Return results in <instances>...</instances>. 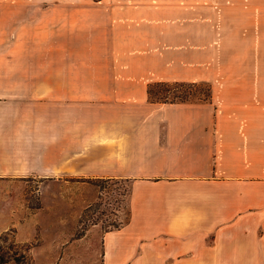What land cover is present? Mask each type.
I'll list each match as a JSON object with an SVG mask.
<instances>
[{
	"label": "crops",
	"instance_id": "crops-1",
	"mask_svg": "<svg viewBox=\"0 0 264 264\" xmlns=\"http://www.w3.org/2000/svg\"><path fill=\"white\" fill-rule=\"evenodd\" d=\"M36 4L0 0V159L131 182L128 220L103 231V264H264V6L216 25L194 0L50 4L61 72L45 82L37 127L22 126L20 99L36 91L6 90L32 80L5 78L4 46L6 19ZM202 79L210 102L149 100L150 81Z\"/></svg>",
	"mask_w": 264,
	"mask_h": 264
},
{
	"label": "rangeland",
	"instance_id": "rangeland-1",
	"mask_svg": "<svg viewBox=\"0 0 264 264\" xmlns=\"http://www.w3.org/2000/svg\"><path fill=\"white\" fill-rule=\"evenodd\" d=\"M58 1L36 0L31 17L4 24L5 78L32 80L30 87L6 90L36 91L34 97L20 98L27 107L21 112L22 126H45V82L60 77L61 23L46 21V9ZM194 1L198 9L211 12L216 25L228 20L234 25L238 7L264 6V0ZM53 10L59 13L60 7ZM220 57L214 55V62ZM8 108L4 125L14 126ZM41 162L0 159V264H103V231L128 220L131 182L39 175Z\"/></svg>",
	"mask_w": 264,
	"mask_h": 264
},
{
	"label": "trees",
	"instance_id": "trees-1",
	"mask_svg": "<svg viewBox=\"0 0 264 264\" xmlns=\"http://www.w3.org/2000/svg\"><path fill=\"white\" fill-rule=\"evenodd\" d=\"M152 102H210L213 86L208 80H154L148 83ZM95 178H90L91 180ZM101 179V178H96Z\"/></svg>",
	"mask_w": 264,
	"mask_h": 264
}]
</instances>
